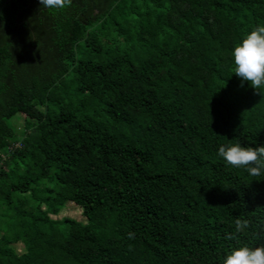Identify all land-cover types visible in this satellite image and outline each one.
<instances>
[{
  "label": "trees",
  "instance_id": "16d2710c",
  "mask_svg": "<svg viewBox=\"0 0 264 264\" xmlns=\"http://www.w3.org/2000/svg\"><path fill=\"white\" fill-rule=\"evenodd\" d=\"M258 25L264 0H0V264H222L264 245V175L217 155L264 145V89L231 56Z\"/></svg>",
  "mask_w": 264,
  "mask_h": 264
},
{
  "label": "clouds",
  "instance_id": "9594fccd",
  "mask_svg": "<svg viewBox=\"0 0 264 264\" xmlns=\"http://www.w3.org/2000/svg\"><path fill=\"white\" fill-rule=\"evenodd\" d=\"M72 0H39L40 7L52 11L69 7ZM233 72L241 81L247 82L255 90L264 89V25H258L246 33L232 51ZM217 155L228 165L243 168L250 176L264 175V145L258 147L242 146L240 143L221 145ZM239 221L236 231L241 230ZM129 233V238L132 237ZM228 239L234 238L227 234ZM222 264H264V245H248L233 248L223 259Z\"/></svg>",
  "mask_w": 264,
  "mask_h": 264
},
{
  "label": "rangeland",
  "instance_id": "374dc122",
  "mask_svg": "<svg viewBox=\"0 0 264 264\" xmlns=\"http://www.w3.org/2000/svg\"><path fill=\"white\" fill-rule=\"evenodd\" d=\"M16 129L21 130L24 127V115H19V117L13 118L9 120ZM60 216H71L76 219H82V213L80 209H78L74 204H69ZM16 248L18 252L24 251V245L22 243H17Z\"/></svg>",
  "mask_w": 264,
  "mask_h": 264
}]
</instances>
